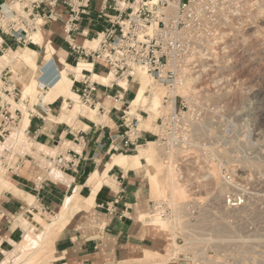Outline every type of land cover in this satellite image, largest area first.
Returning <instances> with one entry per match:
<instances>
[{
    "label": "built area",
    "instance_id": "built-area-1",
    "mask_svg": "<svg viewBox=\"0 0 264 264\" xmlns=\"http://www.w3.org/2000/svg\"><path fill=\"white\" fill-rule=\"evenodd\" d=\"M262 1L99 0L97 19L108 26L91 40H97L96 49L92 50L71 42L80 31L81 22H92L94 0H0V55L7 50L36 47L31 35L47 23L60 22L70 54L77 57L76 66L81 61L92 66L104 65L106 74H113L114 77L110 87H116L123 95L133 90L132 74L137 70L147 73L154 85L165 90L159 116L154 121L155 133L141 130L137 117L115 109L121 114L117 121L123 128V132L111 142L113 144L119 140L122 145L120 149L115 148V152L135 151L147 144L146 136L150 135L165 152L164 157L166 153L177 152L184 153L182 160H187L199 150L194 133L203 114L195 108V101L200 95L185 87V83L190 76L199 72L202 64H209L218 52L230 46L228 31L233 28V22L245 18L247 11ZM81 73L82 79L73 81L84 88L76 93L83 104L91 107V86L97 82L90 83L91 72L88 70L84 69ZM12 75L9 67L0 72V142L11 135L21 117L19 110L11 112L10 101L18 104L22 98V91L16 81H12ZM117 80L126 81L128 92L119 86ZM45 90L47 87L40 89L41 92ZM122 97L120 95L118 101L123 102ZM32 116L33 113L29 112L28 117ZM6 152L10 153L8 150ZM13 156L19 164L16 170L24 158L32 160L29 156ZM48 160L58 170L73 167L70 153L49 156ZM242 175L225 171L220 174L219 182L210 196L193 198L178 205H173L169 199L151 200L146 214L148 221L154 218V221L175 223L180 219L184 227L193 229L192 226L205 216L211 228L228 227L235 223L236 213L248 209V199L252 196L247 192L245 176ZM186 191L192 194L198 190ZM245 226L252 237L264 236L259 222H247ZM188 232V236L175 232L176 238H171L174 245L168 264H236L233 259L236 255L232 256L230 250L218 256L211 249H190L194 243L208 241L206 238L209 235L195 230ZM191 240L193 243H190ZM246 253L240 256L243 263L248 261Z\"/></svg>",
    "mask_w": 264,
    "mask_h": 264
},
{
    "label": "crops",
    "instance_id": "crops-1",
    "mask_svg": "<svg viewBox=\"0 0 264 264\" xmlns=\"http://www.w3.org/2000/svg\"><path fill=\"white\" fill-rule=\"evenodd\" d=\"M98 6L99 0H94L92 22H81L75 40L81 37L85 42H91L97 33L108 26L97 19ZM41 30L45 38L59 50L61 57L76 62L77 57L71 56L64 41L60 22L47 23ZM31 49L38 52L37 81L40 82L42 76L50 77L57 66L54 63L43 64V53L39 47ZM23 70L22 74L26 71ZM92 72L105 75L107 70L102 64H94ZM16 85L19 88L22 83L16 81ZM83 88L82 84L72 82L71 91L77 96L76 92ZM91 89L93 104L91 107L85 106L96 112L99 124L83 116L78 117V125L64 122L52 124L48 117L56 119L60 116L65 101L63 98L44 103L41 95L32 107L28 101L25 102L27 113H33L24 130L30 141L45 148L59 149L62 141L67 140L77 150L66 149L62 153L59 152L61 149L58 150L62 156L70 153L73 161V167L59 170V177L49 178V172L43 175L44 169L31 161L34 170L22 175L12 174L10 181L15 189L3 192L0 198V263L6 254L14 250V246L15 250L18 247H21L18 250H22L30 245L34 240L33 230L42 228L37 215L44 217L45 214L54 218L50 224H46L45 233L40 232L42 238L39 239L50 242L55 264H110L128 260L148 250L161 252L165 249V234L157 231L149 222L143 225L138 217L148 212L151 201L149 187L156 191L152 176L157 165L154 142L138 148V152L132 149L127 152H137L134 155L115 152V148L120 149L122 146L119 140L111 144L123 132L117 121L120 112L115 109L124 111L133 96L131 93L123 95L116 87L99 83L92 85ZM120 95L123 96V102L117 99ZM106 98L110 99L108 111L105 110ZM67 101L71 108L73 103ZM20 113L21 121L23 114ZM103 118L112 125L103 122ZM121 156L137 158V166L133 160L127 168L121 166L118 162ZM142 160L148 171L142 170ZM22 167L24 169L25 164ZM38 167L42 170H38ZM33 215L39 221H34ZM24 220L29 225L23 227ZM43 251L44 248H41L35 255L43 254Z\"/></svg>",
    "mask_w": 264,
    "mask_h": 264
},
{
    "label": "rangeland",
    "instance_id": "rangeland-1",
    "mask_svg": "<svg viewBox=\"0 0 264 264\" xmlns=\"http://www.w3.org/2000/svg\"><path fill=\"white\" fill-rule=\"evenodd\" d=\"M262 2L264 3V0ZM246 14L245 18L234 21L233 28L228 31V43L230 46L218 52L209 64H202L199 72L193 75L198 78L193 80L190 89L195 94L200 95L195 101V108L203 114L198 120L200 124L194 133L195 141L199 143V150L196 153L194 152L192 157H188L187 160H182L184 153L171 152L166 153V157H164L165 152L154 137L147 135L146 142H155L153 152L157 163L152 175L156 182V191L149 187L150 200L169 199L170 203L178 205L193 198L210 196L215 185L219 182L220 174L227 171L233 172L235 175L243 174L242 176H245L247 192L252 194V196L250 195L251 198L248 199V209L244 210V212L236 213L237 219H235V223L233 222L232 225L222 229L209 227L205 216L199 223L192 226L194 227L193 229L184 227L182 220H179V225L177 220L176 223L165 222V226H168L167 231H161L165 234V249L161 252L148 250L138 253L137 256H133V259L130 258L110 264H147L159 261H166V264H168L170 253H172L171 238H176L175 232L186 236L190 235L188 229L193 231L196 229L195 231L209 235L207 238L204 237L208 241L194 243V245L190 246V249H211L217 252L218 256H221L226 250H230L233 252L232 256L236 255L233 258L236 264H264V236L262 238L252 237L251 231L245 226L247 222H259L261 224V233L264 235V5L250 8ZM24 49L33 50L28 47ZM65 61L71 66H76V62H72L70 58ZM12 69L17 72L15 77L12 75V81L17 80V82L21 83L28 72L25 71L22 74L24 71L23 66L16 63L12 64L10 70L12 71ZM69 77L72 79V75ZM43 78L45 79L46 77ZM50 79L53 81L56 77L52 74ZM47 84L52 86L54 83L51 84V82L47 81ZM148 88L145 92H147ZM132 94H134L133 90L131 91ZM145 94L148 96V93ZM162 96L163 93L161 98ZM3 99L5 98L3 97ZM35 101L33 97L28 100L31 106L35 104ZM10 103L11 105L13 104L12 101ZM129 103L125 106L127 107ZM105 105V110L108 111L107 109L110 106L108 100L105 101ZM139 107L149 109L146 104H141ZM19 109L12 105L11 112ZM140 115L144 119L146 118L144 124L150 126V123L156 118L158 113L154 114L153 119H149L144 113H140ZM99 120H97L95 114L93 122L99 124ZM102 121L112 125L105 118ZM154 121L146 132L155 133ZM14 130H12L11 134ZM65 150L63 149L59 152L62 153ZM9 152L8 154L4 150V153H0V173H3V177L11 178L13 173L21 174L20 170L26 161L35 162L39 167L50 168L46 162L41 166L36 159L32 161L24 158L21 167L16 170L15 168L19 165L17 158L13 156L11 151ZM137 152L124 155H134ZM15 153L19 155L18 152ZM10 155L13 158L12 160H8ZM19 156L21 157L22 155ZM216 159L222 161V163L219 164ZM169 161L171 162L170 165L168 164ZM142 163V170L148 171L149 168H146L143 160ZM171 165L174 167L176 181L183 189V198L178 192L174 194L170 192L167 171ZM39 167L37 168L38 170L41 169ZM31 169L34 170L35 168L32 166ZM42 173L43 175L45 174L44 170H42ZM54 175V173H51L49 178H53ZM178 175L180 179H178ZM204 180L205 182L203 183ZM189 189L190 191H195L196 189L198 191L189 194L190 192L186 191ZM140 215H142L140 221L145 225L148 222V217L146 213ZM37 216L41 219L39 226H42L43 229L36 227L32 233L34 240L31 241L30 245L22 250H18L21 247L15 250L14 246V250L6 254L5 259L0 264H55L51 256L50 242L46 243V241H40L39 239L42 238L40 237V232L41 234L45 233L46 224H50L54 217L51 218L48 214H45L44 217ZM33 219L34 221H39L34 215ZM28 223V221L24 220L23 227ZM28 236L31 237V235ZM190 243H193L192 240ZM41 248H44L42 257L34 258ZM247 251L248 253H246ZM244 253L248 257L246 263H243L240 257Z\"/></svg>",
    "mask_w": 264,
    "mask_h": 264
},
{
    "label": "bare ground",
    "instance_id": "bare-ground-1",
    "mask_svg": "<svg viewBox=\"0 0 264 264\" xmlns=\"http://www.w3.org/2000/svg\"><path fill=\"white\" fill-rule=\"evenodd\" d=\"M262 4L264 5L263 2H258V3H256V6L260 7V6H262ZM82 39H81V37H78L77 40H74L71 43L76 45V46H79L81 48H85V49H92V50L96 49L97 40H95L93 42H85ZM31 40L33 41L34 45H36L37 47H39L43 51V62H44V64H52V63L56 64L57 69L53 73V75L56 77V79L51 81L50 77L48 79H46V78L44 79L42 76L41 81L40 82L37 81V78H38L37 77L38 52L37 51L28 50V49H24V48H17L16 50L15 49L14 50H7L3 55H0V72L7 67H9L11 69L12 64H15V63L21 64L23 66V69H25L28 72L27 75L23 78V80L21 82L22 83V87H21L22 98H21L20 104H17L15 102H13V104H12L16 108H18V109L20 108L19 111H21L23 114V118L19 123L20 127L18 126L14 130V132L6 139L5 142H3V143L0 142V153H4V150L11 151L12 154H16L15 152H18L19 155L29 156L32 159V161H34V159H36L37 162L39 164H41V166L43 165V163L45 164V162H46L47 164H49L50 168L46 169V167L43 168V166L41 168L44 169L45 173H48V172H49V174L54 173L55 175L53 178H56V177H59V174H61V173L52 163H50V161L48 160V157L49 156L52 157L53 155L57 156L60 153L57 154V152H58L57 149L45 148L44 146H41V145L34 143V142L29 140V138L27 137V135L24 132V130L26 129V127L29 124V117H28V113H27L26 106H25L24 102L28 101L31 97H33L34 100H36L35 101V104H36L41 95L43 98V102H46V103L52 102L58 98H63L65 101H64V104L62 106L60 116L56 119H53V117L52 118L48 117L49 121L52 124H58V123L64 122V123H67L69 125H74L75 123H77V125H78L79 124V122H78L79 116H83L89 120L90 119L93 120L96 112L94 110L88 108L87 106H85V104H83L80 101L78 96L71 91L73 79H75L76 81L81 80L82 76H83L81 71L84 69L91 72V75L89 76L90 83L97 82L99 84H102L103 86H110L111 82L114 80V77H113V74L97 75V74L93 73L92 72V65H89L83 61L79 62L77 66L69 65L68 63H66L65 58L60 56L59 50L55 46L52 45L50 40L45 38L44 33L41 29H38L37 32H34L31 35ZM84 45L85 46L87 45V46L84 47ZM13 69H12V73L15 77V74H17V72L14 71ZM70 75H72V77H73L72 79L69 77ZM132 78H133V80H132L131 85L133 87V92L135 95L131 99V102L129 103V105L125 108L124 112H126L127 115H130L132 117H137L139 119V128L143 129L144 131H147L148 129H150L152 122L159 116L160 108H161V104H162V98L165 95V90L163 87L154 85L152 83L150 77L148 76V74L142 70L135 71L132 74ZM197 78L198 77H194L192 75L191 78L187 79V81L185 83V87L190 88V85L193 83V80H196ZM47 81L51 82V84H53V83L54 84L52 86H49V84H47ZM117 82H118L119 86H121L122 88H124L128 91V88H127L128 84L126 83L125 80H117ZM42 87H47V90L45 92H41L40 89ZM147 88H148V90H147V92H145ZM1 89H2V82L0 81V93H2ZM145 93H148V96H146ZM162 93H163V96L161 98ZM67 100H69L71 103H75L74 106L69 108V104L67 103L68 102ZM106 100H108V102H110L109 98ZM141 104L148 105L149 109H142V107H139ZM120 106H122V103L120 104ZM30 107H32V106H30ZM139 112L144 113L146 116H148L149 119H153L155 113H158V115L156 116V118L154 120H152V122L150 123V126H147L146 124H144V122L146 121V118L145 119L142 118L140 116ZM81 128H82V126H81ZM147 144H148V142H147ZM146 145H144V146H146ZM144 146H140V147H144ZM59 149H61V150H63V149L77 150L76 147L72 143L68 142L67 140L62 141ZM56 156H53V157H56ZM6 157H9V156H6ZM9 159H11V160L13 159V158H11V155H10V158H8V160ZM131 160H133L135 162V165L137 166V158L131 159V158H128L125 156H121L118 159V162L121 166L127 168L128 164H129V162H131ZM32 166H33V164L30 161H26L25 168L21 169L20 173L24 174V172H26L28 170H32L31 169ZM236 166H238V165H236ZM138 171H140V169H138ZM2 174L3 173H0V191H1L0 196H2L4 189H6L5 191H8L10 189H15L13 187V184L10 181V178L9 177H3ZM174 174H175L174 167L171 165L168 167V171H167V180L169 183L170 192L172 194L178 192L179 195H181V198H183L184 197L183 196V189H182V187H180L178 185ZM140 218H142V215H140L139 219ZM179 220L180 219L177 220L178 225L180 224ZM148 222L150 224H152L157 229V231L158 230L164 231V232L167 231L168 226L167 227L165 226V222L154 221L153 218H151L150 221H148ZM167 224H169V223H167ZM170 230H171V227H170ZM171 243L173 246L174 245L173 240ZM137 255H138V253L136 255H133V256L135 257ZM40 256H42V253L35 255L34 258H37ZM147 264H166V261L152 262V263H147Z\"/></svg>",
    "mask_w": 264,
    "mask_h": 264
}]
</instances>
